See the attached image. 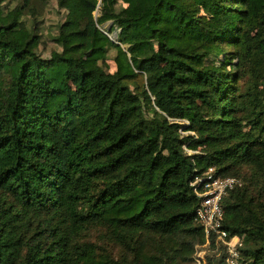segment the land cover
I'll return each mask as SVG.
<instances>
[{"label": "trees", "instance_id": "obj_1", "mask_svg": "<svg viewBox=\"0 0 264 264\" xmlns=\"http://www.w3.org/2000/svg\"><path fill=\"white\" fill-rule=\"evenodd\" d=\"M2 1L0 264H189L209 167L264 264V0H58L49 57Z\"/></svg>", "mask_w": 264, "mask_h": 264}, {"label": "built area", "instance_id": "obj_2", "mask_svg": "<svg viewBox=\"0 0 264 264\" xmlns=\"http://www.w3.org/2000/svg\"><path fill=\"white\" fill-rule=\"evenodd\" d=\"M184 149L191 153L185 146ZM237 183L238 178L217 175L213 167L196 174L190 181L198 200L196 221L203 228L204 241L194 246L189 264H207L208 257L213 254H223L224 264H247L239 256L243 239L239 235H230L222 228L221 199Z\"/></svg>", "mask_w": 264, "mask_h": 264}, {"label": "rangeland", "instance_id": "obj_3", "mask_svg": "<svg viewBox=\"0 0 264 264\" xmlns=\"http://www.w3.org/2000/svg\"><path fill=\"white\" fill-rule=\"evenodd\" d=\"M21 3L20 0H3L1 6L5 11L12 9L15 5ZM65 10L58 7V0H32L29 8L24 10L22 19L28 28H34L39 36L37 52L42 57H49L51 51L59 49L52 38L56 34L58 24L65 17ZM96 14V12H94ZM114 51L111 49L108 53L107 67L113 71L115 66L112 60ZM232 66H229L231 68ZM183 134H186L184 132Z\"/></svg>", "mask_w": 264, "mask_h": 264}, {"label": "water", "instance_id": "obj_4", "mask_svg": "<svg viewBox=\"0 0 264 264\" xmlns=\"http://www.w3.org/2000/svg\"><path fill=\"white\" fill-rule=\"evenodd\" d=\"M109 37L114 40L116 37H117V34L116 33H113L112 35H109Z\"/></svg>", "mask_w": 264, "mask_h": 264}]
</instances>
